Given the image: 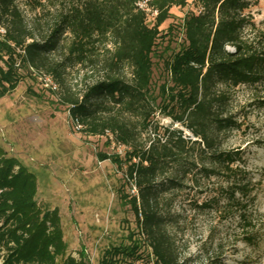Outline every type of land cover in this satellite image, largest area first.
I'll return each mask as SVG.
<instances>
[{
    "label": "trees",
    "instance_id": "trees-1",
    "mask_svg": "<svg viewBox=\"0 0 264 264\" xmlns=\"http://www.w3.org/2000/svg\"><path fill=\"white\" fill-rule=\"evenodd\" d=\"M60 1L66 5L49 35L38 41L15 0H0V98L18 87L24 66L57 78L65 62L48 64V57L58 51L64 35L71 38L64 59L68 64L83 63L97 42L111 41L114 50L104 78L81 97L65 98L71 119L86 135L110 134L127 149L124 160L117 154L100 158L125 166V177L137 190L136 196H122L135 215L137 232L129 234L128 244L107 248L99 264H191L176 252L163 212L165 192L182 191L186 180L200 188L203 180L215 178L218 194L194 206H215L225 218L237 214L239 241L256 244L264 226L251 209L256 186L241 165L242 150L222 149L220 136L241 127L231 109L237 88L255 89V103L264 108V28L253 15L258 1ZM190 5L179 24L182 45L164 58L158 52L161 43L178 26L170 25L167 33L160 28L172 18L173 8ZM147 11L155 13L152 23ZM154 58L167 77L157 98L151 92ZM157 110L193 139L181 130L152 128ZM37 192L35 175L0 150V264H89L83 253L79 259L67 255L59 212L43 210ZM212 264H223L221 257Z\"/></svg>",
    "mask_w": 264,
    "mask_h": 264
},
{
    "label": "rangeland",
    "instance_id": "rangeland-1",
    "mask_svg": "<svg viewBox=\"0 0 264 264\" xmlns=\"http://www.w3.org/2000/svg\"><path fill=\"white\" fill-rule=\"evenodd\" d=\"M188 1L191 4L192 0ZM257 1L254 20L264 28V0ZM15 4L38 41L49 35L56 14L66 5L59 0H15ZM144 4L142 1L141 6ZM190 9L191 5L171 10L172 18L160 29L167 33L170 25L178 28L162 41L159 55L167 58L179 50L184 40L179 24ZM147 12L152 23L155 13ZM70 39L64 35L58 51L48 57V64L65 62L57 78L46 70L34 74L24 66L18 87L0 98V150L35 175L38 205L43 210H58L67 255L79 259L83 253L89 264H99L107 248L128 244L129 234L137 232L135 215L122 198L136 196L137 191L136 195L131 193L125 166L119 168L100 158L102 154H117L124 160L127 149L110 134L88 136L83 128L78 130L65 104V98L81 97L89 86L104 78L103 68L114 47L108 40L97 42L90 59L68 64L64 59ZM124 75L129 80L130 70L125 69ZM166 80L160 59L154 58L151 92L155 98ZM258 96L255 89L246 86L234 91L231 109L241 127L222 133L220 140L222 149L242 150L241 165L256 186L251 209L261 215L264 224V108L255 103ZM156 126L163 128L161 131L181 130L186 138L193 139L189 131L158 110L152 117V128ZM146 136L143 134L142 140ZM218 184L215 178L205 179L197 188L186 180L182 191L170 190L163 195V212L168 218L165 230L176 252L191 264H212L219 257L223 264H264V226L258 242L249 245L238 239L237 214L225 218L215 206L206 210L194 206L216 196Z\"/></svg>",
    "mask_w": 264,
    "mask_h": 264
},
{
    "label": "built area",
    "instance_id": "built-area-1",
    "mask_svg": "<svg viewBox=\"0 0 264 264\" xmlns=\"http://www.w3.org/2000/svg\"><path fill=\"white\" fill-rule=\"evenodd\" d=\"M74 124L76 125V128L78 130H81L82 126L77 121H74ZM131 187H132L131 193L136 195L137 190H136L135 186L132 185Z\"/></svg>",
    "mask_w": 264,
    "mask_h": 264
}]
</instances>
